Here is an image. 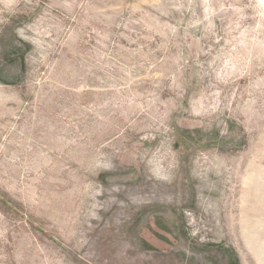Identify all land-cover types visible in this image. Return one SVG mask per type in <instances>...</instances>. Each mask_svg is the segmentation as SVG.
Segmentation results:
<instances>
[{
	"label": "rangeland",
	"instance_id": "rangeland-1",
	"mask_svg": "<svg viewBox=\"0 0 264 264\" xmlns=\"http://www.w3.org/2000/svg\"><path fill=\"white\" fill-rule=\"evenodd\" d=\"M0 264H264V0H0Z\"/></svg>",
	"mask_w": 264,
	"mask_h": 264
}]
</instances>
